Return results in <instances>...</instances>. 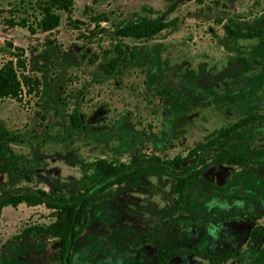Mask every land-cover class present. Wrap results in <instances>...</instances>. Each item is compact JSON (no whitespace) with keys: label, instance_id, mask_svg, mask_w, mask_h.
Returning <instances> with one entry per match:
<instances>
[{"label":"rangeland","instance_id":"obj_1","mask_svg":"<svg viewBox=\"0 0 264 264\" xmlns=\"http://www.w3.org/2000/svg\"><path fill=\"white\" fill-rule=\"evenodd\" d=\"M36 1L0 0V64L10 41L24 48L27 70L41 81L38 95L0 100V123L15 138L0 142V192L39 187L77 203L90 196L88 222L68 249V264H155L163 250L186 249L203 238L220 239L212 249L200 248L205 252L233 246L246 252L250 216H259L264 228V153L232 144L264 148V118L195 149L177 167L161 165L162 172L139 173L104 191L98 190L108 179L98 180L88 163L106 158L133 166L135 153L142 159L185 156L212 130L264 114V32L243 39L223 29L224 23L235 30L264 29V0H74L70 17L62 12L49 33L7 25L8 17L33 13ZM100 11L109 20L100 23L104 31L92 32L88 14ZM130 18L172 24L150 37L122 38L127 57L107 75L101 66L115 55L109 32ZM82 92L86 127L78 130L70 128L69 114ZM223 152L254 162L212 161ZM206 162L186 186V202H176V178ZM50 212L23 202L1 208L0 264L58 262L51 234L16 237L26 226L48 224ZM258 245L264 258V234ZM164 264L209 262L177 255Z\"/></svg>","mask_w":264,"mask_h":264},{"label":"trees","instance_id":"obj_2","mask_svg":"<svg viewBox=\"0 0 264 264\" xmlns=\"http://www.w3.org/2000/svg\"><path fill=\"white\" fill-rule=\"evenodd\" d=\"M74 6V0H39L32 6L33 13L24 14L17 17H8V26H20L28 30L29 33L51 32L60 25L61 13L64 12L68 17ZM89 6L85 5L83 12L87 13ZM1 11V10H0ZM88 20L93 23L92 32L96 28L100 31L105 29L100 27L101 22L109 20L108 13L105 11L88 14ZM77 23H83L81 20H75ZM172 20H163L160 18H130L123 19L115 24L113 30H110L109 36L115 40L112 56L102 69L107 75L115 74L123 59L127 57V46L123 44L124 37H150L159 31L169 27ZM224 32L231 37L236 38H253L264 32L260 30H235L227 23L223 24ZM7 46V57L0 64V100L6 98L15 99L21 102L24 96L38 95L40 92V79L31 74L27 70V57L24 48L13 44L10 41L4 42ZM131 52H129L130 54ZM132 55V54H131ZM83 92L80 93L76 100L73 111L69 114L70 128L85 129V114L80 110V101ZM257 118H264V114H253L244 116L225 127L214 129L208 135L211 137L205 142H200L195 148H192L185 156L175 155L171 158L162 159L158 155H152L142 159L141 154L135 153L131 157V166L121 161L108 160L106 158H96L88 163V167L93 171L98 180L108 179L98 191H104L114 184H121L135 175L147 171L162 172L161 165L168 167H177L186 161L195 149H203L208 145L214 144L229 133ZM129 138V136H126ZM15 140L11 131L2 123H0V142ZM133 141V139H132ZM233 147L252 152L254 154H263L264 148L250 147L240 143L232 144ZM229 159L231 162L243 166L252 161L247 157L231 153L223 152L213 158V162H224ZM144 160V161H143ZM261 162H264L261 161ZM209 165L208 162L196 168L189 174L176 178L172 191L176 194L175 201L178 203L186 202L185 188L193 178L198 177L201 171ZM165 173V172H164ZM166 174H169L166 172ZM112 177V178H111ZM73 196L64 197L55 195L44 188H34L32 190H19L12 193L6 191L0 192V211L5 205L16 206L19 203H25L29 206L43 204L50 209V215L53 220L48 224L29 225L24 227L16 237H24L29 234L37 235L40 233L51 234L57 238L58 249L55 257L58 259L56 264H68V249L74 241L81 235L88 222V205L91 200L90 196L83 198L79 203L72 202ZM257 227L251 231L250 239L255 238ZM179 254H192L200 258L208 260L210 263H222L228 261L232 257L231 251L221 252H204L198 249L188 248H169L162 251L155 264H164Z\"/></svg>","mask_w":264,"mask_h":264},{"label":"flooded vegetation","instance_id":"obj_3","mask_svg":"<svg viewBox=\"0 0 264 264\" xmlns=\"http://www.w3.org/2000/svg\"><path fill=\"white\" fill-rule=\"evenodd\" d=\"M252 162H254V161H252ZM262 163H264V162H262ZM211 201L215 202V203H218L219 205H223V202L220 201V200H217L216 198H213ZM212 202H208V205H211ZM233 203H235V202H233ZM225 210H228L230 212L232 209L227 207ZM234 211H235V209H234ZM250 217H253L254 220L252 219L251 223L253 224V226H250L249 231H248V240L246 241V244H247L246 248L247 247H249V248H247L246 252H242L243 250H241V248H238V246L229 247V248H227L225 250H221V251H227V250L231 251L232 252V257L231 258L237 259L239 261V264H264L263 253H262L261 247L258 245V241L263 237V234H264V230H263L264 228L262 226L263 224H259L257 222V220L259 219V216H250ZM255 227H257L258 230L256 231L255 238L253 240H251L250 239L251 231ZM232 235L233 234L228 235V236H232ZM192 236H194L193 233H192ZM218 240H220V239H217L215 241H211V240H208L207 238H203L202 240H200L198 242V240L196 239V240H194L192 242V244H190V246H188V248L201 250L200 248L210 247L212 249L213 247L217 246V244H218L217 241ZM188 248H186V249H188ZM221 251H217V252H221ZM211 253H215V252H211ZM179 255H192V254H179ZM193 256H195V255H193ZM222 263H225V262H222ZM209 264H215V263H210L209 262Z\"/></svg>","mask_w":264,"mask_h":264}]
</instances>
